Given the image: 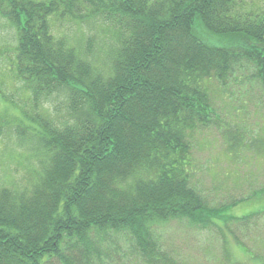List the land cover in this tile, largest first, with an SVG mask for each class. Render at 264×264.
I'll return each instance as SVG.
<instances>
[{"label":"trees","instance_id":"obj_1","mask_svg":"<svg viewBox=\"0 0 264 264\" xmlns=\"http://www.w3.org/2000/svg\"><path fill=\"white\" fill-rule=\"evenodd\" d=\"M76 11L115 32L102 70L58 28ZM0 20L5 77L29 102L7 98L3 78L1 114L38 161L24 184L0 185V264H104L107 241L139 264H192L164 240L174 222L208 234L197 243L216 246L213 264H264L240 236L264 251V3L0 0ZM211 130L223 147L198 169ZM242 203L261 207L228 213Z\"/></svg>","mask_w":264,"mask_h":264},{"label":"rangeland","instance_id":"obj_2","mask_svg":"<svg viewBox=\"0 0 264 264\" xmlns=\"http://www.w3.org/2000/svg\"><path fill=\"white\" fill-rule=\"evenodd\" d=\"M256 2L264 3V0H255ZM86 12H74L71 16L60 19L58 22V28L60 32L66 36L70 44L82 46L84 51L87 50L89 62L97 69H104L107 66V56L112 53L116 48V37L114 30L99 21L78 20L80 17L85 16ZM96 19V18H94ZM8 31L2 26L0 20V49L5 47L7 42ZM207 41L212 45L224 46L225 43L221 41V37L217 35H209ZM88 42H90L88 44ZM5 79L3 82L2 79ZM6 83L3 85V91L7 98H13L19 108H29V102L26 101L27 95L23 91V85L19 82L8 83L5 77V65L0 57V83ZM254 88H252V92ZM25 94V95H24ZM255 98V96H253ZM1 102V101H0ZM3 106L0 105V185L14 187L22 185L31 178L32 167L30 164H37L38 161L32 152V145L29 142H24L20 139L16 133L17 128L11 126L12 120L10 117L3 116L1 111ZM50 112L52 111L56 120H59L65 114V108L62 95H55L50 103ZM16 112V110H15ZM217 147H223L220 142L218 132L211 130L202 136H198L196 142L197 159L199 160L198 169L206 163V160L212 153H215ZM201 172V170H200ZM205 172V170H203ZM203 173H201L202 175ZM214 175V174H213ZM212 175V177H213ZM217 175V174H216ZM202 190L206 191V194L212 192V186L208 183L202 184ZM259 205H248L242 203L235 208L228 211L229 214L237 217L252 213L259 209ZM257 208V209H256ZM161 233L164 235V240L167 246L174 249L178 254L181 253L184 257L190 259L192 264H213L214 259L219 258V254L216 251V246L205 245L204 249H208L206 255L198 246V241L202 240L204 235H208L206 232H200L191 229L183 224L174 222L168 227L161 229ZM205 233V234H202ZM241 234V230L237 232V236ZM243 237L245 245L255 253L257 256L264 255L262 247L257 245L258 237L255 233L249 236L240 235ZM259 241H264V233H259ZM107 251L104 254V264H139L131 258L125 244L121 243L113 245L110 241L103 247ZM180 248V250H179ZM257 248V249H256ZM181 251V252H180ZM237 254L242 258V252L237 251ZM207 256L210 257V263L206 262ZM246 264H260L252 263L248 258L244 260ZM50 264H58L56 261H52Z\"/></svg>","mask_w":264,"mask_h":264}]
</instances>
